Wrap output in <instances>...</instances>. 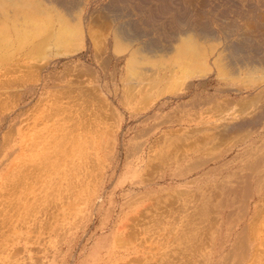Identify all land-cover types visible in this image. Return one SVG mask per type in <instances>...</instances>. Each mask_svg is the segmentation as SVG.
Segmentation results:
<instances>
[{"label":"rangeland","instance_id":"obj_1","mask_svg":"<svg viewBox=\"0 0 264 264\" xmlns=\"http://www.w3.org/2000/svg\"><path fill=\"white\" fill-rule=\"evenodd\" d=\"M57 1L41 36L17 45L14 70H0V264H264V99L236 132L214 127L211 109L245 92L214 76L127 98L106 15L118 0ZM251 1L208 8L239 20L255 2L264 21V0ZM83 22L64 52L65 26Z\"/></svg>","mask_w":264,"mask_h":264},{"label":"bare ground","instance_id":"obj_2","mask_svg":"<svg viewBox=\"0 0 264 264\" xmlns=\"http://www.w3.org/2000/svg\"><path fill=\"white\" fill-rule=\"evenodd\" d=\"M43 1L48 5L54 3V8L55 4L57 7L60 6L57 0ZM139 1L118 0L117 2L115 1V5L113 3L108 4L109 6H107L106 11V15L113 22L114 51L118 53L116 56L125 59L124 73L126 74L123 79L126 87L125 91L127 92L125 97L134 98L138 93L146 92L145 95L143 94L144 97H142V100H145L144 102L154 100L157 97L167 98L169 95L165 92L170 93L175 86V89H186L194 79L203 80L214 76L217 79H222L227 87H229L224 89L233 91L237 95H242L245 92L243 94L245 99L235 102L236 99L234 102H230L229 107L218 109L212 107L211 117L214 115L216 117L214 119L218 120V122L214 119V121H210L212 123L216 121V126L214 127L219 130L238 132L244 129L246 126L242 124L243 121L239 116H243L249 107L256 106L255 104L264 99V91L252 93L256 89H264V56L262 58L254 56L255 46L258 48L260 42L264 43V30L261 29L264 26V21L260 20L257 14H254L257 4L253 3L254 9L252 10L254 12L247 10L241 13L240 19L237 20L233 16H224L223 14L226 13V9L220 8L224 10L220 11L215 7L216 3L213 4L214 6L210 10L208 8L209 0ZM244 1L249 2L251 0ZM50 6L43 5L39 0H0V70L3 69L5 72L14 70L13 63L17 48L23 42L29 41L27 40L28 36L40 35L42 34L41 31L46 29L47 20L49 18L52 19L48 8ZM53 6H51L52 9H54ZM73 19L72 21H74ZM248 21H252L253 24L247 23ZM84 22L81 24L83 27L79 25L80 28L78 27L76 30V25L75 28L73 26L74 29L72 27L66 28L65 26V30L60 34L62 39L59 38L62 44L65 45L63 46L64 52L70 51L66 48V44L73 42L72 40L77 35L80 36V40L82 41L83 35L86 33ZM224 22L229 23L226 24L228 26ZM30 24H33V26L31 25L32 28L27 29ZM49 28L48 31L51 30ZM52 34L49 32L51 38ZM49 35L47 33L45 35L47 38L43 37L44 40H38L36 43L33 42L34 45L32 44L27 53L38 51L40 49L39 45H42L40 42H43L44 45L47 44L46 42L50 39ZM244 45L248 46V49L243 50L247 55L241 59V61H245L238 64L235 62L236 59L233 58V53L237 54L239 50H242L240 48H243ZM46 49L48 48L46 47ZM18 50L20 49L18 48ZM40 50H43V48ZM249 50L253 52V55L250 54ZM40 55L39 57H41ZM39 59H42V57ZM228 100L231 101L230 99ZM236 105L237 107H235ZM195 113H192L193 118L200 116L199 112ZM256 121L259 120L257 119ZM254 130H250L249 128L247 133L245 131V135L253 133ZM261 136H264V132H262ZM261 149L264 150V143L261 144ZM262 150L260 155L264 153ZM249 152L251 153V151ZM262 159H264V156H262ZM247 189L246 191L249 190ZM193 206L195 207V205ZM243 214L242 212L241 216ZM239 242V249H241V246L243 249L245 245L244 239L240 238Z\"/></svg>","mask_w":264,"mask_h":264}]
</instances>
